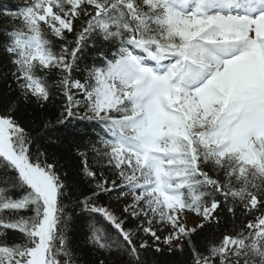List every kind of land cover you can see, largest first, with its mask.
<instances>
[{"label":"snow or ice","instance_id":"snow-or-ice-1","mask_svg":"<svg viewBox=\"0 0 264 264\" xmlns=\"http://www.w3.org/2000/svg\"><path fill=\"white\" fill-rule=\"evenodd\" d=\"M0 264H264V0L0 9Z\"/></svg>","mask_w":264,"mask_h":264},{"label":"trees","instance_id":"trees-1","mask_svg":"<svg viewBox=\"0 0 264 264\" xmlns=\"http://www.w3.org/2000/svg\"><path fill=\"white\" fill-rule=\"evenodd\" d=\"M21 3V0H0V9H3V8H14L17 4ZM50 112H51V109H49L48 111L46 112H41L39 113V117H40V120H45V119H49V118H52L50 116ZM29 115V120L31 119V111H29L28 113ZM52 123L55 124V119L52 118ZM71 126H69L70 128ZM62 140L64 139V136L62 135ZM66 163L68 165H71L72 163H74L70 158H68L66 160ZM116 197L115 196H112V197H104V203L110 207H112L114 210L116 211H119L120 208H117V205H116ZM143 239L148 241L149 243H151L148 238V236H143ZM161 247H164L163 244L160 245ZM160 259L164 260V259H169L168 255H167V251H165V256L164 257H161Z\"/></svg>","mask_w":264,"mask_h":264},{"label":"rangeland","instance_id":"rangeland-1","mask_svg":"<svg viewBox=\"0 0 264 264\" xmlns=\"http://www.w3.org/2000/svg\"><path fill=\"white\" fill-rule=\"evenodd\" d=\"M116 205H117V208H121L122 207V202H120V201H117L116 200ZM191 220V219H190ZM192 227V226H191ZM158 230V232H159V234H161V235H165V234H167L166 232H164L162 229H160V228H158L157 229Z\"/></svg>","mask_w":264,"mask_h":264}]
</instances>
